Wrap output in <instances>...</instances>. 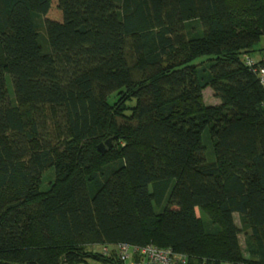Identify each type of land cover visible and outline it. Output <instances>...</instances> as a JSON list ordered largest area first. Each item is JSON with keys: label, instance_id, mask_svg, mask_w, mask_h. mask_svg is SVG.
Instances as JSON below:
<instances>
[{"label": "trees", "instance_id": "16d2710c", "mask_svg": "<svg viewBox=\"0 0 264 264\" xmlns=\"http://www.w3.org/2000/svg\"><path fill=\"white\" fill-rule=\"evenodd\" d=\"M261 37L264 0H0V264H264Z\"/></svg>", "mask_w": 264, "mask_h": 264}, {"label": "built area", "instance_id": "2783aa9c", "mask_svg": "<svg viewBox=\"0 0 264 264\" xmlns=\"http://www.w3.org/2000/svg\"><path fill=\"white\" fill-rule=\"evenodd\" d=\"M245 65L256 74L260 84L264 87V52L254 59L245 57ZM102 254L114 256L120 264H187L188 257L171 248H159L153 244L138 246L128 243L100 245Z\"/></svg>", "mask_w": 264, "mask_h": 264}, {"label": "rangeland", "instance_id": "374dc122", "mask_svg": "<svg viewBox=\"0 0 264 264\" xmlns=\"http://www.w3.org/2000/svg\"><path fill=\"white\" fill-rule=\"evenodd\" d=\"M38 31H39L41 37H43L44 36V33H43L44 31H43L42 26H39ZM254 49H255V52H254L253 57H259L260 53H262V51H264V37H261L259 43L255 46ZM204 60L205 59H200V60H196V62L200 63L201 61H204ZM7 89H8V92H9V94H8L9 98H11V100H12L13 99L12 93H11L12 92V87H11V82H10V79H9L8 76H7ZM117 98H118L117 93H114V94L110 95L109 102L116 101ZM203 99H204V102H205L206 105H215L216 103H219V100L217 101V99L213 95V92H212L211 88H209V87L204 89V91H203ZM18 108H19V112H20L21 116L24 119H33L34 118L35 109L31 105H18ZM208 158H209V160L212 159V157H208ZM52 181H53V173H52V171H50V170L46 171L44 173L43 177H42V180H41V189L42 190H46L49 187V185H50V183ZM167 205L169 207H173L174 203L171 202V203H169ZM162 207H159V208L156 207L155 208L156 212L159 213L161 211ZM196 213L200 217L204 216V213L201 210H199L198 208L196 209ZM234 221H235L236 225L240 229L239 241H240V244H241V248L244 251L245 250V235H246V232L241 227L240 218H239L238 214H236V213L234 214ZM87 247L88 248L85 251H88L89 254H94L97 251V249H99L97 245H88ZM80 264H99V263L93 261L92 259H90L88 257H86V258H84V260ZM222 264H230V263H222Z\"/></svg>", "mask_w": 264, "mask_h": 264}, {"label": "water", "instance_id": "95a60500", "mask_svg": "<svg viewBox=\"0 0 264 264\" xmlns=\"http://www.w3.org/2000/svg\"><path fill=\"white\" fill-rule=\"evenodd\" d=\"M111 138H108L106 139L104 142L102 143H99L97 145V149L100 151V152H104L106 150V148H110L111 147Z\"/></svg>", "mask_w": 264, "mask_h": 264}, {"label": "crops", "instance_id": "0c3cea01", "mask_svg": "<svg viewBox=\"0 0 264 264\" xmlns=\"http://www.w3.org/2000/svg\"><path fill=\"white\" fill-rule=\"evenodd\" d=\"M217 101H218V99H217ZM216 104H218V103H216Z\"/></svg>", "mask_w": 264, "mask_h": 264}]
</instances>
